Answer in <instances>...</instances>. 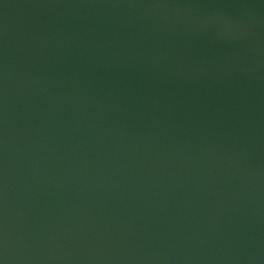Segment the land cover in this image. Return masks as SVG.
Wrapping results in <instances>:
<instances>
[{"label":"water","instance_id":"95a60500","mask_svg":"<svg viewBox=\"0 0 264 264\" xmlns=\"http://www.w3.org/2000/svg\"><path fill=\"white\" fill-rule=\"evenodd\" d=\"M0 264H264V0H0Z\"/></svg>","mask_w":264,"mask_h":264}]
</instances>
